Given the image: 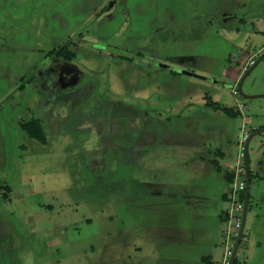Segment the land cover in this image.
Returning <instances> with one entry per match:
<instances>
[{
  "label": "rangeland",
  "instance_id": "rangeland-1",
  "mask_svg": "<svg viewBox=\"0 0 264 264\" xmlns=\"http://www.w3.org/2000/svg\"><path fill=\"white\" fill-rule=\"evenodd\" d=\"M102 1L0 0V264H207L200 256L210 249L209 264H222L228 223L213 226L231 203L218 196L215 170L196 174L187 166L195 163L192 152L213 142L198 137L211 124L230 141L231 169L243 123L250 133L264 128V98H244V75L238 83L233 76L245 58H260L264 0L236 10L245 21L236 22V33L216 21L206 26L194 0L187 15L174 14L168 29L174 49L152 69L143 52L137 59L128 47L110 57L107 43L121 39L106 40L107 23L82 21ZM133 1L131 9L143 12L134 16L150 21L153 0ZM160 6L154 10L165 14ZM68 33L81 49L73 63L83 86L95 84L93 90L29 83L35 53L52 52ZM166 33L156 43L167 40ZM242 91L264 95V60L245 77ZM238 104L242 115L218 110L236 113ZM54 117L65 122L51 130ZM32 120L41 122L46 144L20 127ZM97 120L110 126L105 138L92 123ZM114 121L118 133L111 132ZM249 159L251 199L236 264H264L261 249L252 248L257 241L264 251V133L252 139ZM191 183L206 200L203 216L186 199ZM150 184H164L162 195L154 197Z\"/></svg>",
  "mask_w": 264,
  "mask_h": 264
},
{
  "label": "flooded vegetation",
  "instance_id": "flooded-vegetation-1",
  "mask_svg": "<svg viewBox=\"0 0 264 264\" xmlns=\"http://www.w3.org/2000/svg\"><path fill=\"white\" fill-rule=\"evenodd\" d=\"M132 1L133 0H105V1H102L103 5H101V7L100 6L98 7V5L92 7L90 11H87L86 16L83 17L82 21L83 20L84 22L93 21L94 26L98 23H100L101 25H103L104 23H107L108 25H106V28L102 31V33L106 35V40L109 39V42H112L114 39L116 40L121 39L120 41H118L120 45L115 44L114 46H110V44L107 43L106 41L107 46L109 45L107 47V50L109 49L110 57H114L113 55L114 52H112L113 50L119 51L120 47L121 48L128 47V49L133 52L132 54L133 57L137 59H142L140 55H143V54L144 56H147V58H149L151 62V64L149 65V68L152 69L156 66V63H161V62H157L158 59L163 61L164 59L169 58L170 56L168 57V55L171 54V52L174 49V45H172L174 41L172 40L173 36L169 34L170 30H168L171 28L172 19L175 18L174 14L176 13V15L179 16V14L184 15L186 13L187 15V11L185 10H187L188 7L192 8L195 2L194 0H174L173 2L172 0H153V2L151 1L152 12L150 13V17L148 16V19H150V21L145 22L144 20H138L137 19L138 16H134V14H139V16L142 15L143 12L142 11L139 12L141 8H138L139 10L137 11L131 9V5L133 3H134L133 5L140 7V2L137 0L138 2L133 1V3H131ZM255 1L256 0H199V4H195L194 6H197V9L201 7L202 12L198 13V15H200L198 19L203 21V23L205 22L206 26H209V28H212L213 25L215 24L214 21H216L217 26L222 27L224 31L227 29L228 31H231L232 33H236V31L241 32L240 29L236 28V22H239V23L242 22V24L243 23L245 24V21L237 17L236 10L240 8L244 9L247 6L254 4ZM160 5L167 8L165 14H162L161 9L154 10L155 6H157L158 8V6ZM161 6L159 8H161ZM81 30H83V28ZM163 31L167 32L164 35L165 38H167V40H164L163 42H161L162 44L156 43V39H158L160 32H163ZM70 34L71 33H68L67 34L68 36L64 37L62 39V43H59L57 47L53 49L52 52L50 51L49 53H46L44 51L43 52L37 51L42 54L35 53L36 59L34 60V63L31 65L32 72L33 73L35 72V73L33 77H31L30 81H28L29 83H34L35 81H37L36 83H41L44 86L51 85V87L54 84H58L59 86H62L63 89L64 88L66 89L76 88L77 86H80V85L83 86L84 81H82L81 78L82 77L84 78V75L82 76V73L79 71L78 67L73 63L74 61H77V56L81 49L76 45L75 41L72 40V36H70ZM136 36H138L139 38L137 39ZM142 36L145 37V39L141 40L140 37ZM262 54H264V51L260 53L259 57ZM144 58L145 57H143V59ZM115 60H122V57L118 56V58ZM153 61L155 62L154 64H152ZM256 61L257 60H255V62ZM136 64H139V63L136 62ZM167 64L168 65H165V69H167L168 72H170L171 74L179 76V74L177 73L180 71V69L178 68L176 69L172 65V63H167ZM244 74H242V76ZM91 85L88 84L87 86H83V87L87 89L91 88V90H93V87L95 86V84H91ZM82 89L84 88H79L77 91L81 92L80 90ZM238 95H239V92H238ZM240 105L243 106L242 109H240L239 107ZM237 107H238V111L236 113L238 115H242L243 110H244V105L238 104ZM244 118L245 117L242 118L243 121H244ZM53 119H56L57 122L55 123L54 126H50L51 122L48 124L51 130L55 128L57 129L60 128L61 124L65 122V118H59V117L55 118L54 117ZM92 123L97 124L96 130L98 131L99 134H101L102 138H105L106 135L108 134V130L110 126L101 122L100 120L93 121ZM88 124L89 125L91 124L90 120L88 121ZM117 129H119L118 124H116L114 121V123L111 124V132L116 130L118 133ZM239 140H240V137H239ZM135 151H138V150H135ZM216 158H219V157H217L216 155ZM233 175H234V181L232 182L230 181L229 183L230 188L228 192L230 203H231L230 192L232 189L231 185L233 186L235 182V169L234 168H233ZM250 176H251V172H250ZM246 178H247V175L245 177V189L242 191V194L245 193V199H242V194L238 197V202L239 204H241V209L239 210V213H236V215L237 216L240 215L241 219L239 223L236 242H237V239L242 229V219H243V214H244V206H245V200H246V188H247ZM161 185L164 186V184H161ZM250 191H251V188H250ZM250 199H251V196H250ZM231 206H232V203H231ZM230 211L227 213L228 214V227H229ZM246 223H247V217H246ZM246 223H245L244 231L246 228ZM243 241H244V233H243L242 242L240 244V247Z\"/></svg>",
  "mask_w": 264,
  "mask_h": 264
},
{
  "label": "crops",
  "instance_id": "crops-1",
  "mask_svg": "<svg viewBox=\"0 0 264 264\" xmlns=\"http://www.w3.org/2000/svg\"><path fill=\"white\" fill-rule=\"evenodd\" d=\"M261 50H259V51H261ZM253 56L251 55L250 57L245 58V60L248 61V59L252 58ZM242 69H243V67L236 66V69H235L236 72L233 75V76H235L234 78L236 80V83H238L242 77ZM210 127H211V129H210ZM210 127L208 128V130H211L210 132L208 131L207 134L202 133V132H198V135H199L198 137H200L203 140V139H206V136H208V137L211 136L213 139V142L211 144H208V143L205 144V146H209V148H207L205 151L195 150L194 152H192L191 158H193L195 163L191 164L190 166H187L190 168L188 172L192 173L193 171H195L196 174H198L199 172L201 174H208V173L213 174L211 172L215 170V172L218 173V176L220 177V183L222 184L221 188L218 190L219 191L218 196L220 197V199L222 201L228 203L229 202V193L228 192H229L230 187L227 188L224 186H226L227 184L230 183L231 177L233 175V171H232L233 169H231V161H230L231 155H229L230 150L228 148V144H230V141H228L227 138L225 140H223L224 131L222 130V127H220L219 124H211ZM204 135H206V136H204ZM212 147H214V148H212ZM215 150H217V151H215ZM213 151H215V152H213ZM216 155L219 158H216ZM262 173L264 174L263 168H262ZM175 186L177 187L178 185L175 184ZM149 187H150L151 191L153 192L154 197L157 198L158 196L162 195L163 186L161 184H156V185L150 184ZM179 187H181V186H179ZM185 190H186V193H185L186 199L188 200L190 207L193 208V210H195L197 212H198V209H200L199 212L196 213V215L203 216L204 213H202V212H203V210H206L205 209V207H206L205 198H203L201 196V194L198 193L199 191H197V189L195 188L194 183H191V188H187ZM200 204H201V206H200L201 208H198L199 207L198 205H200ZM217 218H218V220L216 221L217 225H216V223L214 224V226H213L214 229H220L222 224L228 223L227 211L219 212V214L217 215ZM251 229H252V226H251L250 230ZM254 246H255V248H254ZM257 247H259V248H257ZM250 248L251 247H249V245L247 248L245 247L246 255L248 254V259L250 258V255L252 254V250H250ZM252 248L254 249V251L256 253H259V252H257L258 249H261V254H262V252L264 253V251H262L263 246L260 247V245H259V243H257V241H256V244L253 245ZM214 255L215 254L213 253V250L210 249L206 256H200V258H201V261L203 263L209 264L212 262ZM223 256H224V254H223ZM261 261L264 262V256L261 258Z\"/></svg>",
  "mask_w": 264,
  "mask_h": 264
},
{
  "label": "built area",
  "instance_id": "built-area-1",
  "mask_svg": "<svg viewBox=\"0 0 264 264\" xmlns=\"http://www.w3.org/2000/svg\"><path fill=\"white\" fill-rule=\"evenodd\" d=\"M263 50L259 52L262 53ZM255 64V57H252L248 60L247 64L242 69V74L249 71V69ZM233 95L237 96L238 92L233 91ZM240 109L243 108L242 105L239 106ZM250 132L246 130L245 122L242 125V132L240 136L239 143L237 144L238 148V154L236 156V161L234 165L235 169V182L232 186L231 192H230V198H231V211L229 215V227L226 232V242H225V250H224V256L222 264H230V259L232 256V252L236 243V238L238 235V228L241 216H237L236 213H239V210L241 209V204L238 202V197L242 194V191L245 189V165L242 163V160L245 159V151H246V142L249 138Z\"/></svg>",
  "mask_w": 264,
  "mask_h": 264
},
{
  "label": "water",
  "instance_id": "water-1",
  "mask_svg": "<svg viewBox=\"0 0 264 264\" xmlns=\"http://www.w3.org/2000/svg\"><path fill=\"white\" fill-rule=\"evenodd\" d=\"M264 60V54H262L260 56V58L255 62V64L249 69V71L247 73L244 74L243 76V80L245 79V77H247V75L249 76V74L258 67L259 63ZM243 80L240 83V93L241 95L246 98V99H250V100H256V99H261L264 98V95H247L242 91V84H243ZM214 83V82H213ZM264 133V128L263 129H259L256 130L254 133H251L249 135V138L246 142V151H245V171H246V175H247V180H246V184H247V188H246V200H245V206H244V214H243V219H242V229L241 232L239 234V237L237 239V242L235 243L233 252H232V256L230 259V264H235L236 261V257H237V253L240 247V244L242 242V237H243V233H244V227H245V223H246V217H247V212H248V205H249V201H250V196H251V191H250V172H251V168H250V159H249V146L250 143L252 141V139L257 136Z\"/></svg>",
  "mask_w": 264,
  "mask_h": 264
},
{
  "label": "trees",
  "instance_id": "trees-1",
  "mask_svg": "<svg viewBox=\"0 0 264 264\" xmlns=\"http://www.w3.org/2000/svg\"><path fill=\"white\" fill-rule=\"evenodd\" d=\"M218 110L224 111L226 114H228L231 117L237 115L236 113H234L230 110H226V109H218ZM20 127L22 128L23 131H26V133L29 135V137L37 140L40 143H43V144L47 143L44 128H43L40 121L32 120L26 124L20 125ZM230 181L231 182L234 181V175H232ZM250 185H251V176H250ZM242 199H245V193L242 194ZM235 264H236V261H235Z\"/></svg>",
  "mask_w": 264,
  "mask_h": 264
}]
</instances>
